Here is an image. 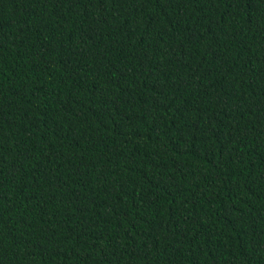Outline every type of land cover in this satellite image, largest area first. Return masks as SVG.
Instances as JSON below:
<instances>
[{
    "label": "trees",
    "instance_id": "obj_1",
    "mask_svg": "<svg viewBox=\"0 0 264 264\" xmlns=\"http://www.w3.org/2000/svg\"><path fill=\"white\" fill-rule=\"evenodd\" d=\"M0 264H264V0H0Z\"/></svg>",
    "mask_w": 264,
    "mask_h": 264
}]
</instances>
